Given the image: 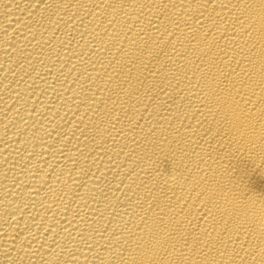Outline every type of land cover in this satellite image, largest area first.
<instances>
[{
    "label": "bare ground",
    "instance_id": "6f19581e",
    "mask_svg": "<svg viewBox=\"0 0 264 264\" xmlns=\"http://www.w3.org/2000/svg\"><path fill=\"white\" fill-rule=\"evenodd\" d=\"M0 264H264V0H0Z\"/></svg>",
    "mask_w": 264,
    "mask_h": 264
}]
</instances>
